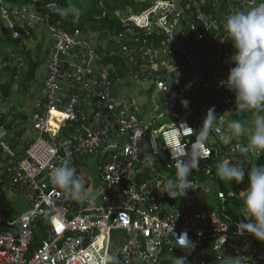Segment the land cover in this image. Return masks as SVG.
<instances>
[{
    "label": "built area",
    "instance_id": "built-area-1",
    "mask_svg": "<svg viewBox=\"0 0 264 264\" xmlns=\"http://www.w3.org/2000/svg\"><path fill=\"white\" fill-rule=\"evenodd\" d=\"M44 1L17 6L0 0V18L9 22L12 38L30 37L44 23L51 39L31 115L37 136L22 157L5 140L0 122V200L14 190L27 202V209L12 217L0 212V264H174L176 257H186L187 264H255L264 256L259 248L264 242L237 233V223L228 222L226 199L239 198L247 187L248 168L264 152L243 154L237 145H246L247 136L227 145L221 136L234 118L251 113L235 109L234 93L226 88L235 52L229 47L225 19L259 0H219L226 4L222 19L203 10L209 0H150L141 11L118 16L122 27L110 36L118 49L107 43L102 49L109 56H122L130 79L146 83L144 90L151 91L147 123L132 103L117 97L121 80L109 78L110 67L87 33H70L52 18L62 17L53 11L58 2L47 0L44 14L31 9ZM14 66L22 65L0 56V82L2 70ZM183 100L189 101L184 114L173 115ZM1 104L0 97V116ZM217 104L220 131L210 132L208 155L190 174L191 187L172 199L163 193L164 183L175 176L169 148L178 143L190 147L207 110ZM51 112L63 115L72 127L66 136L48 138ZM165 114L171 121L161 125ZM92 156L99 157L101 187L94 198L74 203L51 183V172L64 158L72 162ZM224 159L243 163L245 179L231 182L234 193L215 192L216 211L203 203L202 195L213 192L206 184L213 179L209 162ZM198 168L204 180L195 174ZM41 220L46 236L34 247ZM182 232L194 243L190 252L175 245Z\"/></svg>",
    "mask_w": 264,
    "mask_h": 264
},
{
    "label": "clouds",
    "instance_id": "clouds-1",
    "mask_svg": "<svg viewBox=\"0 0 264 264\" xmlns=\"http://www.w3.org/2000/svg\"><path fill=\"white\" fill-rule=\"evenodd\" d=\"M53 11L62 17L72 14L78 18L80 14V10L75 7H56ZM225 29L235 50L231 60L234 66L229 69L225 80L226 88L234 93L235 109L250 111L252 118L247 123L240 120L229 122L227 133L221 136V140L227 145L233 139L247 136L246 145H237L239 151L243 154H259L264 152V0H259L256 6L247 11L229 14L225 19ZM181 103L187 108L189 101L183 100ZM217 119L214 107L209 108L190 147L178 143L169 148L171 158L175 160V176L164 183L163 193L170 198L174 199L180 193L185 195L191 187L190 174L199 166L200 160L208 155L206 145L210 132L213 129L220 131L216 127ZM216 174L229 183L234 181L239 184L245 179L243 163L233 164L228 159L217 164ZM50 180L75 202L83 203L94 198V190L77 175L70 158L62 159L53 168ZM238 195L242 219L237 223V233L251 234L264 242V165L248 168L247 187ZM172 234L175 235L173 231ZM175 245L185 252L194 248L186 232L176 237ZM174 264H187V259L176 257Z\"/></svg>",
    "mask_w": 264,
    "mask_h": 264
},
{
    "label": "trees",
    "instance_id": "trees-1",
    "mask_svg": "<svg viewBox=\"0 0 264 264\" xmlns=\"http://www.w3.org/2000/svg\"><path fill=\"white\" fill-rule=\"evenodd\" d=\"M5 4L8 5H20V4H28L30 0H1ZM47 1V0H45ZM58 2L61 8H70L75 7L80 10V14L78 19L75 20L72 14H69L67 17L61 21L60 26L72 33L75 29H83L86 28L88 31H98L100 33V37L109 38L113 33H116L121 29V20L120 17L115 16L116 10H128L133 9L135 12H139L150 4V0H146L145 2H136L135 0H54ZM81 2V5H80ZM39 4H35V6H41ZM222 2H220V5ZM205 12H210V8L207 5H203ZM226 7V6H225ZM212 17L217 16L219 12L212 11ZM33 35V32L31 31ZM109 40V39H108ZM232 44V43H231ZM39 47V45H38ZM233 47V46H232ZM116 51L118 47L116 45L112 46ZM7 49H11L16 53H20L25 57V61L27 64V68L25 70L19 71L17 73L16 69H7L5 71L6 77L3 79V82L0 84V97L2 101H6L11 95V89L14 84L17 85V88L21 92H25L31 85V82L35 79V72L39 67L40 63L38 60H32L31 51L26 49V45L24 43H20L18 39H14L9 35L8 30L3 25V20L0 18V54H4L7 56ZM103 64H110L112 69L109 70V78L111 80H115L117 78L123 77L127 72L128 68L125 66L123 62L122 56L119 54L113 56H105L102 61ZM150 92V91H149ZM23 116V115H22ZM25 117V116H23ZM252 115L244 116L240 120L241 122L247 123L251 120ZM0 122H5V116H0ZM7 127L11 128V123L7 124ZM72 129V127H71ZM255 165H264V156L258 158L256 161H253ZM212 167L213 173V182L217 186L219 191L224 192L225 194L231 193V185L228 181L221 180L216 174V166L217 164L209 162ZM202 166L205 164H201ZM198 174L201 178L200 180H204L201 176L200 168L195 174ZM8 201L2 198L0 200L1 204L7 205ZM9 204V203H8ZM226 209L227 214L231 216L235 221H239L242 219L241 216V201L236 196H229L226 199ZM14 210L10 208L9 212H3L6 216L12 217ZM15 215V214H14ZM39 230L35 234L34 244L36 247L39 245L42 239L46 236V223L42 220L39 221ZM116 264V261L114 260Z\"/></svg>",
    "mask_w": 264,
    "mask_h": 264
},
{
    "label": "crops",
    "instance_id": "crops-1",
    "mask_svg": "<svg viewBox=\"0 0 264 264\" xmlns=\"http://www.w3.org/2000/svg\"><path fill=\"white\" fill-rule=\"evenodd\" d=\"M80 1H82V0H80ZM136 2H139V3H141V2H145L146 0H135ZM45 2H47V1H44V2H42L41 3V7L39 6V7H37V6H32L31 7V9H35V8H38V9H40V10H38L41 14H44L45 12H46V8L44 7V4H45ZM220 2L221 1H219V0H209V1H207L204 5H207V6H209V8H210V12H208L207 11V13L208 14H212V12H211V9H213L212 11H217V12H219V14L217 15V16H219V17H216V16H214L215 18H217V19H222V15H223V13H224V10H225V6H226V4L225 3H223L222 2V4L220 5ZM213 3H216L217 5H216V7H212V4ZM80 5H81V2H80ZM17 6H30V1H29V3L28 4H20V5H17ZM203 9H204V7H203ZM135 11L133 10V9H130V10H128V12H125V10H116L115 11V16L116 17H118V16H125V15H127V14H129V13H134ZM213 15V14H212ZM211 15V16H212ZM54 20H56V19H59L60 20V24H61V21L64 19V17H58V16H56V15H53V17H52ZM75 20H77L78 18L77 17H75L74 18ZM51 21H53V20H51ZM8 24H9V22L7 23V21H3V25L5 26V28L8 30V33H9V35H10V30H9V26H8ZM41 24H44V23H38L36 26H35V28L32 30V32H33V35L30 33V37H25V38H23V39H21V40H19L20 41V43H24L25 45H26V41L27 40H29L30 38L32 39V38H34V37H38V38H43L44 40L46 39V48H45V57L41 60V59H37L38 61H39V63L41 64V62L43 61V60H45V62H46V65H47V51H48V48H49V46H50V44H51V39H50V34H49V31H48V28H47V26L44 24V25H41ZM42 27H46L47 28V31L46 32H43V28ZM83 31H85L86 33H87V35H88V37H89V43L96 49V51H98L101 55H102V61L104 60V57L105 56H109L108 55V53H106V51H103V47L106 45V43L107 44H109V45H111V47L112 46H114L115 44L110 40V37L109 38H107L108 36H106L105 38H102V37H100V33L98 32V31H88L86 28H83L82 29ZM44 34V35H43ZM109 39V40H108ZM38 45H39V47L41 46L40 45V42L39 43H37ZM38 47V48H39ZM229 47H230V50H233L234 52H235V50H234V48L232 47V44H231V41H230V43H229ZM27 49V48H26ZM114 49V48H113ZM27 50H29V49H27ZM7 56L6 55H4V54H0V56H3L4 58H12L17 64L18 63H21V67H18L19 68V71H22V70H25L26 68H27V64H26V61H25V57L22 55V54H20V53H16L15 51H12L11 49H7ZM30 51V50H29ZM32 58V57H31ZM32 60H35V59H32ZM124 62V61H123ZM125 64V63H124ZM104 65H108L109 67H110V70L112 69V66L110 65V64H104ZM40 66V65H39ZM125 66H127L126 64H125ZM17 67H13L12 69H17ZM39 68V67H38ZM38 68H37V70H38ZM127 68H128V72L123 76V77H120V78H117V79H119V80H126V79H129V80H131L130 79V77L128 76L129 75V72H130V67L129 66H127ZM7 69L8 68H4L3 70H2V77H1V82H0V84L3 82V79L6 77V74H5V71H7ZM37 70H36V72H37ZM46 71V70H45ZM36 72H35V76H36ZM45 73V72H44ZM44 76H45V74H44ZM43 76V77H44ZM43 79L44 78H42V80H41V84H40V87H39V89H38V94H36V97H35V99L32 101V107H31V111H30V116H26L25 114H21L20 116H21V119H22V121H24V123H22L21 125H20V123L22 122H20L19 124H15V125H12L13 126V128H14V134H13V136H8L9 135V133L11 132L10 131V129L7 127V122H4V123H2V125H4V127H5V129H6V136H5V140L8 142V144L11 146V148L14 150V152H16V154L18 155V156H20V157H22L23 155H24V152H25V149L27 148V146H28V144L31 142V141H33L35 138H36V136H37V133H36V135H35V137L34 138H28V133H29V130H30V128H29V124L31 125V115L36 111L35 110V108H34V103H35V101L39 98V96H40V91H41V88H42V82H43ZM35 81V79L31 82V85H32V83ZM30 85V86H31ZM13 86H16L17 87V85L16 84H14ZM120 87H121V85H120ZM119 87V88H120ZM13 88V87H12ZM12 90V89H11ZM148 92V91H147ZM151 98V91H150V93H149V98H148V100ZM3 102V101H2ZM133 105V104H132ZM136 108V107H135ZM214 109H215V113L217 114V113H219V111L221 110V106L219 105V104H217V105H215L214 106ZM2 110V112H3V109H1ZM136 110H137V114L139 115V117H140V119H143V122L144 123H147L148 121H149V116L147 115L148 114V110H149V104H148V106H146V107H138V108H136ZM42 112V111H41ZM184 112H185V110H184V107L181 105V104H178V105H176V107H175V109H174V113H173V115H175V114H184ZM2 115L3 116H5V114H3L2 113ZM1 115V116H2ZM25 116V117H23V116ZM248 115H252L251 113H249V114H246V115H244V116H248ZM244 116H242V117H240V118H238V117H236V118H234V119H236V120H238V119H241V118H243ZM6 117V116H5ZM171 117L172 116H170V115H167V114H165V115H163L162 116V118L160 119V123H161V125H166V124H169L170 123V121H171ZM27 119V120H26ZM55 121H57L58 123V128H56L55 130H52V129H50V133H51V135L52 136H50V135H48V136H50V137H48V138H54L55 136H63V135H67L70 131H71V128H69L68 126H66V124L64 123V122H62V123H60L59 122V119L57 118V119H55ZM16 123H18V122H16ZM10 124V123H9ZM25 125V127H24V125ZM12 126H11V129H12ZM32 127V126H31ZM156 127H158V126H150V128H156ZM33 129V128H32ZM34 130V129H33ZM35 131V130H34ZM36 132V131H35ZM235 141H243L244 142V139H242V138H239V139H235ZM220 143V142H219ZM98 160H99V157H95V156H92V157H86V158H84V159H81V160H79V159H76V160H73L71 163H72V165L75 167V169H76V172H77V175H79L85 182H86V184L90 187V188H92L93 190H94V195L99 191V189H100V187H101V180H100V178H99V176H98V173L96 172V164L98 163ZM210 183H214L213 182V179L212 180H210V181H208V182H206V184L209 186V184ZM230 184H231V182H230ZM215 185V184H214ZM215 187L217 188V186L215 185ZM209 188H210V186H209ZM214 189H212V191H213ZM218 190V189H217ZM211 191V192H212ZM212 193H215V192H212ZM211 193V194H212ZM210 194V195H211ZM18 196V193L16 192V191H14V190H11V191H9V192H6L5 193V195H4V199H6V201H8V203H7V205H5V204H1V206H0V212L1 213H3V212H9L10 211V208H13V210H14V214H19V212H18V206L16 205V197ZM74 203H78V202H75V201H73ZM227 213V212H226ZM13 214V215H14ZM228 215V214H227ZM228 222L231 224V226H233L235 223H238L237 221H235L233 218H231V216H229L228 215ZM261 245H264V243H262V244H260L259 245V248H260V246ZM261 250V249H260ZM262 251V250H261ZM264 253V252H263ZM230 264H235V262H233V261H230ZM249 264H253V263H249ZM255 264H257V260H256V263ZM258 264H264V259H261L260 260V262L258 263Z\"/></svg>",
    "mask_w": 264,
    "mask_h": 264
},
{
    "label": "rangeland",
    "instance_id": "rangeland-1",
    "mask_svg": "<svg viewBox=\"0 0 264 264\" xmlns=\"http://www.w3.org/2000/svg\"><path fill=\"white\" fill-rule=\"evenodd\" d=\"M44 25V24H41ZM43 32L47 31V28L42 27ZM44 35V34H43ZM40 42V47L38 48V44ZM26 48L31 51V57L32 59H43L45 57V48H46V39L43 38H30L26 41ZM46 70V62L43 60L36 72L35 81L32 83V85L28 88L27 91L24 93L19 91L16 86H13L11 90V95L6 101H3L1 104V109H3V114H5V122L11 123L12 125L19 124L21 119V114H25L27 117L30 116V111L32 107V101L35 99L36 94H38V89L41 84L42 78H44V72ZM120 92L117 93V97L127 100L128 102L132 103L134 107H146L149 104V92L145 91L146 83H140L135 82L133 80H121L120 81ZM27 120V119H26ZM18 122V123H16ZM61 123V121L59 120ZM24 123L22 121L20 125ZM58 122L56 121L55 125ZM25 124V123H24ZM23 124V125H24ZM22 126V125H21ZM25 127V125H24ZM29 133L28 138H34L36 135V132L32 129L31 125L29 124ZM10 133L8 136H13L14 134V128L12 126V129L10 128ZM231 185V184H230ZM211 189H214L213 192L217 191V188L215 187L214 183L209 184ZM231 193H234V187L231 185ZM202 201L205 203L207 207H210L213 210H216L219 208L218 201L216 199L215 193H212L211 195H202ZM16 205L18 206V212L19 214L24 212L27 209V202L25 198H23L21 195L18 194L16 197ZM260 249L262 252H264V245L260 246ZM261 259H264V256H259L257 260V264L260 262Z\"/></svg>",
    "mask_w": 264,
    "mask_h": 264
},
{
    "label": "bare ground",
    "instance_id": "bare-ground-1",
    "mask_svg": "<svg viewBox=\"0 0 264 264\" xmlns=\"http://www.w3.org/2000/svg\"><path fill=\"white\" fill-rule=\"evenodd\" d=\"M59 119L62 122H64V116L63 115H60L58 113H55V112H51V118L49 119L48 121V127L52 130H55L56 128H58L59 126L58 125H55L56 121L55 119Z\"/></svg>",
    "mask_w": 264,
    "mask_h": 264
},
{
    "label": "water",
    "instance_id": "water-1",
    "mask_svg": "<svg viewBox=\"0 0 264 264\" xmlns=\"http://www.w3.org/2000/svg\"><path fill=\"white\" fill-rule=\"evenodd\" d=\"M114 252H115V249L113 248V250H112L111 254H112V255H114Z\"/></svg>",
    "mask_w": 264,
    "mask_h": 264
}]
</instances>
